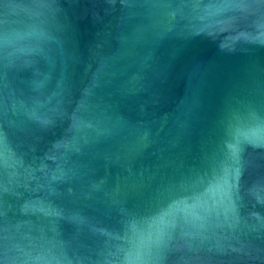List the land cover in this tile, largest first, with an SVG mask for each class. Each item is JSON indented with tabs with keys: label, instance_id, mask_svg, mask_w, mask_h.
<instances>
[{
	"label": "water",
	"instance_id": "obj_1",
	"mask_svg": "<svg viewBox=\"0 0 264 264\" xmlns=\"http://www.w3.org/2000/svg\"><path fill=\"white\" fill-rule=\"evenodd\" d=\"M0 264H264V0H0Z\"/></svg>",
	"mask_w": 264,
	"mask_h": 264
}]
</instances>
